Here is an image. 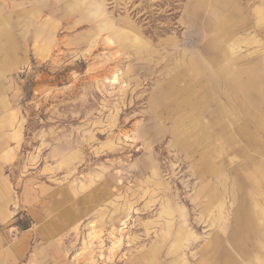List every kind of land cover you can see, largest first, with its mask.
<instances>
[{
  "label": "rangeland",
  "instance_id": "374dc122",
  "mask_svg": "<svg viewBox=\"0 0 264 264\" xmlns=\"http://www.w3.org/2000/svg\"><path fill=\"white\" fill-rule=\"evenodd\" d=\"M263 9L0 0V264H264Z\"/></svg>",
  "mask_w": 264,
  "mask_h": 264
},
{
  "label": "bare ground",
  "instance_id": "6f19581e",
  "mask_svg": "<svg viewBox=\"0 0 264 264\" xmlns=\"http://www.w3.org/2000/svg\"><path fill=\"white\" fill-rule=\"evenodd\" d=\"M264 10V9H263ZM226 18V17H225ZM224 20V19H223ZM225 22V21H224ZM215 31H214V33L215 34H217V37L218 36H225L224 34H225V32L227 33V31H228V25H220V26H218V27H216L215 29H214ZM223 42H225V41H223ZM232 47H234V46H232ZM231 48V47H230ZM230 48H229V50H230ZM232 50H233V48H232ZM231 52V54L229 53V55H230V58L231 59H234V57H232V56H234V53H233V51H230ZM201 56H203V55H201ZM204 58V57H203ZM234 64V63H233ZM237 68H238V66H237ZM221 72V71H220ZM224 72V71H223ZM228 72V71H227ZM225 75V74H224ZM246 86L248 85V84H245ZM260 87H261V85H260ZM240 89L241 88H243V87H239ZM231 90V89H230ZM242 91V90H241ZM247 92H248V90H247ZM247 92H246V94H247ZM235 94V93H234ZM264 94V93H263ZM190 134V133H189ZM192 135H194L195 133H191ZM191 137V136H190ZM173 246V245H172ZM174 247V246H173Z\"/></svg>",
  "mask_w": 264,
  "mask_h": 264
},
{
  "label": "crops",
  "instance_id": "0c3cea01",
  "mask_svg": "<svg viewBox=\"0 0 264 264\" xmlns=\"http://www.w3.org/2000/svg\"><path fill=\"white\" fill-rule=\"evenodd\" d=\"M227 33H229V31H227ZM222 44V43H221ZM224 44H225V42H224ZM226 46V45H225ZM216 48H218V49H224V45H218V47H216ZM228 57V60L230 59V55L229 56H227ZM260 174H261V172H260ZM262 174L264 175V172H262ZM224 258V257H223ZM213 259H214V257H213ZM218 259V258H217ZM222 259V258H221ZM216 260V259H215ZM225 260H228L227 258L225 259ZM225 260H221L222 261V263L221 264H225Z\"/></svg>",
  "mask_w": 264,
  "mask_h": 264
}]
</instances>
